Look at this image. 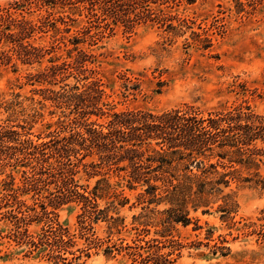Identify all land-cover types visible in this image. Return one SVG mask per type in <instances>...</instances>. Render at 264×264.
Returning <instances> with one entry per match:
<instances>
[{"label":"trees","instance_id":"16d2710c","mask_svg":"<svg viewBox=\"0 0 264 264\" xmlns=\"http://www.w3.org/2000/svg\"><path fill=\"white\" fill-rule=\"evenodd\" d=\"M195 2L14 0L0 4L2 61L37 64V69L26 74L27 83L49 85L32 91L42 93L62 114L58 127L45 137L34 134L29 121L0 122V169H12L3 179L0 213L15 225L11 235L17 244L27 245L28 255L56 264L65 263L71 255L75 264H87L103 248L107 256L129 254L131 264H175L183 247L203 242L184 244L166 237L167 230L178 223L188 226L193 220L194 229H201L192 211L210 213L215 204L223 220L235 222L237 189L264 191V113L243 104L205 109L195 102L159 112L116 110L110 107L102 79L90 66L96 55L81 46L98 44L119 27L133 32L150 23L174 37L190 32L187 46L209 49L223 26L207 27L187 14L188 6ZM244 5L239 0V6L244 9ZM72 77L73 84L67 82ZM19 166L26 168L17 183L14 171ZM81 170L89 176H103L90 189L76 179ZM110 171L117 172L121 180L112 183L106 176ZM122 181L130 190L144 185L138 196L150 204H168L157 211L164 239L137 238L130 244L121 237L113 241V232L107 238L97 234L94 224L101 220L116 228L124 221L110 214H119L128 202L124 188L118 191ZM112 189L109 197L118 202L113 199L100 207L99 198ZM26 194H31L32 204L22 198ZM69 202H77L81 208L74 231L56 217V209ZM4 207L7 209L1 212ZM36 220H44L46 227L32 233L28 226ZM207 231V244L216 240L214 253L227 255L226 237L220 234L215 239L213 228ZM79 240L83 246H78Z\"/></svg>","mask_w":264,"mask_h":264},{"label":"rangeland","instance_id":"374dc122","mask_svg":"<svg viewBox=\"0 0 264 264\" xmlns=\"http://www.w3.org/2000/svg\"><path fill=\"white\" fill-rule=\"evenodd\" d=\"M13 1L0 0V4ZM241 1L245 4L244 9L239 6V0H196L188 6L186 13L195 16L198 22L202 21L204 26H223L224 31L214 35V44L209 49L187 46L186 37L190 32L174 37L150 23L139 25L133 32H125L123 27H119L115 34L105 37L98 44H81L96 55L95 62L90 66L104 83L110 107L159 112L185 102H195L205 109L243 104L264 113V0ZM38 67L37 64H23L16 59L6 64L0 57V122L7 119L14 123L29 121L34 134L40 133L45 137L58 127L62 114L50 100L44 99L42 93L32 91L34 87L49 85L27 83L26 74ZM67 82L73 84L75 79L72 77ZM36 112L37 117L31 121ZM107 119L105 116L101 120L105 122ZM25 168L19 166L14 171L17 183L21 182ZM11 170L10 167L0 169V196L3 179ZM102 176H89L81 170L76 179L92 189ZM106 176L112 183L121 180L115 171ZM122 182L118 191L124 188L128 202L120 207L119 214L113 211L110 214L120 216L124 221L116 228L110 227L111 222L101 220L94 224L97 234L107 238L113 232V241L121 237L130 244H134L137 238L164 239L161 235L163 226L159 223L161 214L157 211L167 208L168 204H150L147 199L138 196L144 192V185L130 190L126 182ZM113 193V189L109 194L103 192L104 196L99 198L100 207H106L113 199L118 202V198L109 197ZM22 198L27 204L34 202L31 194ZM236 199L239 211L235 222L223 220L221 212L215 210V204L210 213L192 211L191 216L199 219L201 229H194L196 222L193 220L188 226L178 223L165 232L168 234L166 237L180 239L184 244L194 240L203 242L196 247H183L175 264H264V191L256 187L238 188ZM6 209L4 207L1 212ZM80 211V204L69 202L56 209V217L74 231ZM6 216L0 213V264H56L28 255L27 245H19L13 239L11 234L15 225ZM44 227V220L33 221L28 226L32 233H39ZM209 228H213L215 239L220 234L226 237L228 241L225 245L230 249L227 255H222L220 251L214 253L216 240L207 244ZM78 243V246H83L82 240ZM131 262L129 254L107 256L103 248L87 259V264ZM75 263L69 255L65 263L58 264Z\"/></svg>","mask_w":264,"mask_h":264}]
</instances>
